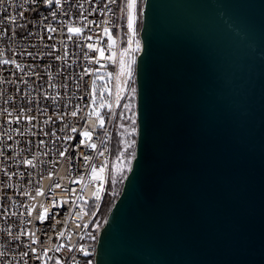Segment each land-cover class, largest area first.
Wrapping results in <instances>:
<instances>
[{
  "label": "water",
  "instance_id": "95a60500",
  "mask_svg": "<svg viewBox=\"0 0 264 264\" xmlns=\"http://www.w3.org/2000/svg\"><path fill=\"white\" fill-rule=\"evenodd\" d=\"M136 159L96 264H264V0H144Z\"/></svg>",
  "mask_w": 264,
  "mask_h": 264
},
{
  "label": "built area",
  "instance_id": "2783aa9c",
  "mask_svg": "<svg viewBox=\"0 0 264 264\" xmlns=\"http://www.w3.org/2000/svg\"><path fill=\"white\" fill-rule=\"evenodd\" d=\"M143 3L137 0L134 24L141 50L130 51L124 57L126 62L135 60L128 90L129 94L132 87L136 88L135 99L136 64L143 48ZM17 4L27 17V27L16 29L18 35L11 41L0 39V61L15 60L20 64L17 69L14 64L0 63V253H4L0 264H55L56 260L61 264H96L98 236L106 220L98 214L108 186L118 116L128 95L124 91L129 79L119 70V53L128 47L126 0L109 4L111 11L104 7L108 0H59V6L56 0L51 5L44 0L35 4L12 0L9 14H15ZM7 5L8 0H0V7ZM52 11L56 12L54 18ZM69 26L81 27L82 32L69 33ZM105 27L115 40L112 47L103 33ZM48 28L56 31L49 32ZM28 32L32 35L28 36ZM88 44L94 47L89 49ZM97 49H103L104 55L100 56ZM113 53L114 61L108 60ZM55 56L62 59L56 60ZM117 85L123 89L118 104ZM101 104L105 107L101 108ZM5 108L11 116L3 112ZM21 108L25 109L23 113ZM28 108L32 111L28 112ZM72 111H77L75 117ZM97 112L104 119L103 128ZM57 113L62 120L56 118ZM17 115L22 116L18 122ZM27 115L35 119H24ZM49 117L52 119L44 123ZM72 127L77 128L76 133L71 132ZM83 131H89L91 137H83ZM69 136L73 139H65ZM93 143L95 149L87 146ZM61 151H65L63 157L59 155ZM101 152L103 155H99ZM85 156L91 159L85 161ZM25 159H33L35 167L23 164ZM93 166L97 169L95 176ZM56 184L60 187H54ZM37 189L43 194L37 195ZM41 214L43 220L38 219ZM25 232L34 235H24ZM58 247L60 251H56ZM31 248L37 249L35 255H41V262L31 258ZM81 248L89 254L84 255ZM45 249L51 260L44 256ZM23 252L30 256L23 257Z\"/></svg>",
  "mask_w": 264,
  "mask_h": 264
},
{
  "label": "snow or ice",
  "instance_id": "6c2138e0",
  "mask_svg": "<svg viewBox=\"0 0 264 264\" xmlns=\"http://www.w3.org/2000/svg\"><path fill=\"white\" fill-rule=\"evenodd\" d=\"M37 2V0H25V3H31V4H35ZM44 3L47 5H51L52 4V0H44ZM56 4L57 6H59V0H56ZM109 4H116V0H108V4H106L104 7L107 8L108 11H111V8L108 7ZM12 6V0H8V5L7 6H3L0 7V39H4L7 38L9 41H11L12 39H14L18 33L16 32V29H21V28H25L27 27V17L25 16L24 12L19 11V8L21 7L20 5H16V11L15 14H9V7ZM82 7V5L80 6ZM124 8L127 9V13H126V20H127V29H128V39H127V44L128 47L124 48L123 50L120 51L119 53V70L121 74H124L126 76L127 79H131L132 76V69H131V65L135 63L134 58L130 59L129 61H125L124 57L126 55H129V52H139L141 50V44L139 40L135 39L136 33H135V28H134V24H135V20H136V12H137V0H126V4L124 5ZM124 8H121V12H124ZM33 11H35V9H32ZM93 11H96V9H93ZM50 15L54 18L56 16V12L52 11L50 13ZM45 19H47V17H45ZM84 19L86 20L87 18L84 17ZM20 20H23L24 23L18 22ZM90 23H94V22H90ZM105 23H107L105 21ZM87 25H85L86 27ZM49 32H55L56 29L54 28H48ZM67 31L69 33H75L76 35H79L82 32V28L81 27H72L69 26L67 28ZM103 33L105 36H108V40H109V47H112L115 44V40H113L112 36L109 34V29L107 27H105L103 29ZM28 36L32 35V32H28L27 33ZM26 38V37H23ZM51 38V37H49ZM69 39H71V36L69 37ZM87 39H92V37H87ZM135 44V48L132 47V45ZM87 47L89 49H92L94 46L92 44H88ZM97 51H99L100 56L104 55V50L103 49H97ZM29 56L32 55V53H28ZM48 55H52L51 53H48ZM115 53H113V55L107 57L108 60H113L114 61V57H115ZM56 60H60L62 59V57L60 56H55ZM0 63L3 64H14L15 67L17 69L20 68V64L16 63L15 60H2L0 61ZM91 71V70H89ZM99 71V70H97ZM33 75H37L36 73H32ZM119 79V76L117 77ZM127 79L125 80V83H127ZM95 82L93 81V84ZM118 88V92L116 95V102L117 104L119 103L120 100V92L123 91L122 88H120V85H117ZM106 90V89H105ZM103 94V92H101V95ZM136 95V88L132 87L130 89V96L132 99L135 98ZM11 99V98H10ZM101 108L105 107V104H101L100 105ZM109 107H111L109 105ZM124 109L126 111H131L132 115L131 116H126L124 112L120 113V116L123 118H126L129 121L128 126L126 127L124 124H121L120 127L124 129L123 133H121V135L128 137L127 139L123 140L122 143L124 145L123 148V152L121 153V156L118 157V159H124L126 162L124 163L123 167L121 169H119L121 172H123L125 169L129 172L132 171V162L136 159V151H135V147L137 144L136 139H132V137L137 135L138 132V127H137V121H136V112L133 111V104L131 102L126 103L123 105ZM25 111V109L21 108L20 112L23 113ZM28 112H31L32 109L28 108L27 109ZM4 113H6L8 116H11V113L8 112V109L5 108L3 110ZM73 117H75L77 115V111H72L70 113ZM97 117L99 118V126L101 128H103L104 126V119L103 117L100 116V114L97 112L96 113ZM22 118L21 115H17L15 117V119L17 120V122ZM24 119H27L29 121L35 119V117L31 116V115H27V116H23ZM56 118L57 119H63V116L60 115L59 113L56 114ZM52 117H49L47 120L44 121V123H48L49 120H51ZM71 132L76 133L77 132V128L72 127L71 128ZM45 135H47V133H45ZM81 135L85 138H90L91 137V133L89 131H83L81 133ZM8 139L11 140L12 137L8 136ZM65 139L71 140L73 139V137L69 136L66 137ZM44 141H40V144H43ZM83 143V141H81L80 143H78L76 145V148L78 149L81 144ZM88 147H91L93 149H95L97 146L96 144H89L87 145ZM124 153H127V155L125 156ZM0 155H3V152H0ZM59 155L61 157H63L65 155V151H61L59 153ZM99 155H103V152L99 153ZM34 159V158H33ZM33 159H25L22 161L23 164L28 165L30 167H35V164L33 162ZM89 159H91V157L85 156L84 160L88 161ZM100 171H103V168L100 169ZM97 172V169L95 166H93L92 168V173L95 176ZM7 174V173H6ZM51 175V174H50ZM54 187H60L59 184L54 185ZM42 191L40 189H37V195H42ZM96 195L98 196V191L96 193ZM47 210H45L46 212ZM29 215H31V212H29ZM45 217L43 214H41L38 219L39 220H43ZM31 222V221H29ZM24 235H34V234H30L28 232L23 233ZM9 235H11V233H9ZM60 236H63L64 233L61 232L59 233ZM95 236H92L91 239L95 240ZM14 239H19V237H14ZM38 241L33 240L32 243H37ZM61 247H64V245H61ZM73 249L71 247L68 248V251L71 252ZM48 249L44 250V256L47 257L48 260H51L52 257L47 256L48 253ZM56 251H60V248H56ZM81 252H84V255H88L89 253L85 252L83 248L80 249ZM30 252L32 254H34L31 258L35 261V262H41L42 261V257L41 255H35L37 252L36 248H31ZM0 255H4V253H0ZM23 257H29L30 253L29 252H23L21 254ZM25 264H27V261H25ZM55 264H61L60 260H56ZM90 264V262H89Z\"/></svg>",
  "mask_w": 264,
  "mask_h": 264
},
{
  "label": "trees",
  "instance_id": "16d2710c",
  "mask_svg": "<svg viewBox=\"0 0 264 264\" xmlns=\"http://www.w3.org/2000/svg\"><path fill=\"white\" fill-rule=\"evenodd\" d=\"M132 104H133V108H135L136 103L133 102ZM122 112H124L125 115L128 116V111H126L124 108H122V110L120 111V113ZM121 124H124L127 127L129 124V121L126 118L121 117L119 114L117 129L113 137L108 186H107L105 198L103 200V203L101 205V208L98 214L99 218L104 219V220L106 219L114 202L120 195L121 190L123 188L125 177L127 173L129 172L126 169L123 172L119 170L123 167L124 163L126 162L124 159H118V157L121 156V153L123 152V148H124L122 141L128 138L126 136L121 135V133H123L124 131V129L120 127ZM132 139H136L137 141V135L132 137ZM135 150H136V147H135ZM124 155L126 156L127 153H124Z\"/></svg>",
  "mask_w": 264,
  "mask_h": 264
},
{
  "label": "rangeland",
  "instance_id": "374dc122",
  "mask_svg": "<svg viewBox=\"0 0 264 264\" xmlns=\"http://www.w3.org/2000/svg\"><path fill=\"white\" fill-rule=\"evenodd\" d=\"M133 73V72H132ZM132 77V76H131ZM130 79H129V81H128V84L125 86V91H124V95L125 94H128V90H129V88H130ZM129 94H130V92H129ZM127 95V97L125 98V99H127L126 100V103H129V102H135L136 103V99L134 98V99H132L131 98V96L130 95ZM126 103H124V104H126ZM123 104V105H124ZM122 108H124V107H122ZM133 111H135L136 112V106H135V108H133ZM132 115V112L131 111H128V116H131ZM137 119V118H136ZM117 129V128H116ZM109 173H110V171H109ZM109 180V179H108ZM105 223V222H104Z\"/></svg>",
  "mask_w": 264,
  "mask_h": 264
}]
</instances>
